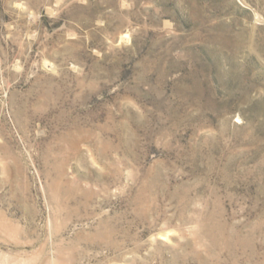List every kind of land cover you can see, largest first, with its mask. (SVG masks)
Returning a JSON list of instances; mask_svg holds the SVG:
<instances>
[{
	"label": "rangeland",
	"instance_id": "1",
	"mask_svg": "<svg viewBox=\"0 0 264 264\" xmlns=\"http://www.w3.org/2000/svg\"><path fill=\"white\" fill-rule=\"evenodd\" d=\"M0 264H264V0H0Z\"/></svg>",
	"mask_w": 264,
	"mask_h": 264
}]
</instances>
